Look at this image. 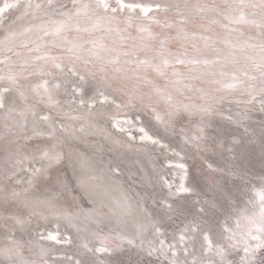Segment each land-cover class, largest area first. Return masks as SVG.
Returning <instances> with one entry per match:
<instances>
[{
	"label": "rangeland",
	"instance_id": "374dc122",
	"mask_svg": "<svg viewBox=\"0 0 264 264\" xmlns=\"http://www.w3.org/2000/svg\"><path fill=\"white\" fill-rule=\"evenodd\" d=\"M100 2L0 0V264H264V12Z\"/></svg>",
	"mask_w": 264,
	"mask_h": 264
},
{
	"label": "snow or ice",
	"instance_id": "6c2138e0",
	"mask_svg": "<svg viewBox=\"0 0 264 264\" xmlns=\"http://www.w3.org/2000/svg\"><path fill=\"white\" fill-rule=\"evenodd\" d=\"M118 4H119V6L121 8H125V7H127V8H136V7H140L139 5H125V4L121 3L120 0H118ZM17 6H18V4H12V5L5 4L4 7L0 8V14L4 13L5 8H15ZM99 6L105 8V9H107L109 7V5L107 3H104V0H101ZM26 7H30V5H26ZM37 7H39V5H37ZM238 7H241V8L242 7H253V8L259 7L261 9V11L264 12V0H260V3L258 5L257 4L245 5L243 3V0H241V4L238 5ZM112 11L115 12L116 8H112ZM239 20L242 21V22H246L244 20V16L243 15L240 16ZM261 53L264 54V45L261 46ZM262 60H264V56H262ZM166 65H167V61H165V66ZM57 67H59V65H57ZM258 67L261 68L262 76H264V62H262L261 65H259ZM156 71H160L162 73V70L160 68H157ZM245 75H247V74L245 73ZM0 79H4V77H0ZM8 79L10 81H12V82H15V77H13V76H9ZM81 79H83V77H81ZM233 79H234V81L242 83V81H238L236 77H233ZM236 86H237L236 83H232V84L227 85V87H229V88H235ZM81 103H83V101H81ZM0 107H3L2 98H0ZM141 131H143V129H141ZM145 138L151 139V137H146V136L141 137V139H145ZM153 142L155 143L156 141H153ZM44 155L47 156V153H45ZM181 167H183V166L181 165ZM36 171L39 172L40 170L37 169ZM179 191L188 192L189 189H187V188L183 187V185H181ZM257 196H258V199H259V211L256 212L255 210H253L251 212V214H242V216L236 220V228L237 229H243L244 230V234L247 235V236H250L252 239H258L259 238L258 236H253L252 235L253 230H255L257 233L264 234V191L258 192ZM241 219L245 220L247 223L246 224H242L241 223ZM157 231H159V229H157ZM226 231H231V229H226ZM48 239L56 241L57 243H59V241L57 240L56 235H51L50 234L48 236ZM204 239H205V241H208L207 235L204 236ZM179 241L180 242L184 241V236L183 235H181L179 237ZM128 243L131 244L132 241L129 240ZM160 243H161V246H162L161 254L163 255L164 251H165L163 249L164 242L161 241ZM83 247L88 249V251H90V252L93 251V249H89L88 248L87 244H84ZM169 247L170 248H174L175 245H169ZM209 247H211L210 243H209ZM95 251L96 252L108 251V249L99 248V249H95ZM184 253H185V257H187V256L192 254L189 251L188 248L184 249ZM149 254H151V253H149ZM218 254H222V253H218ZM172 256H173V259L169 262V264H189L187 259L180 260V259L176 258V252L175 251H173ZM85 264H89V262L85 261ZM192 264H196V261H192Z\"/></svg>",
	"mask_w": 264,
	"mask_h": 264
}]
</instances>
